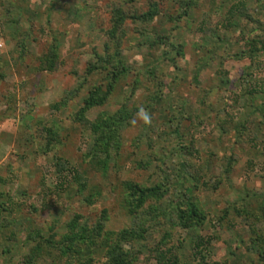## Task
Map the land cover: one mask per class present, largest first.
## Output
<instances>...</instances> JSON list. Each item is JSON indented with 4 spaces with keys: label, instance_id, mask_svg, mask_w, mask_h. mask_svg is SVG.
Returning a JSON list of instances; mask_svg holds the SVG:
<instances>
[{
    "label": "rangeland",
    "instance_id": "1",
    "mask_svg": "<svg viewBox=\"0 0 264 264\" xmlns=\"http://www.w3.org/2000/svg\"><path fill=\"white\" fill-rule=\"evenodd\" d=\"M260 30L264 0H0V264H264Z\"/></svg>",
    "mask_w": 264,
    "mask_h": 264
},
{
    "label": "trees",
    "instance_id": "2",
    "mask_svg": "<svg viewBox=\"0 0 264 264\" xmlns=\"http://www.w3.org/2000/svg\"><path fill=\"white\" fill-rule=\"evenodd\" d=\"M150 15V13H144L143 15H140V17H148ZM264 31L260 30L259 33H257V35L255 37H248L247 38V45H248V50L246 51V53H244L245 56H247L248 58H254V56H256L257 53H262L264 51ZM123 66V65H122ZM104 68H106V66H104ZM126 67H115L112 69L111 73H113L116 76L119 75V73H121V71H125ZM264 90V88H263ZM93 99V98H92ZM131 115V114H130ZM116 119L113 120V122H116V128H118L119 124H122L123 122H125L130 116L128 114V112L126 113L123 111L118 112L115 115ZM101 123H98V125ZM108 126V125H107ZM114 129L112 128V130L110 131L111 135L114 136ZM110 136V135H108ZM111 138V137H110ZM103 139V138H102ZM98 150H95V152H103L106 153V158H108L110 156L109 154V149L108 147L104 148V144L102 146H99L97 148ZM106 160V159H105ZM182 166L185 167L187 165L186 161L181 162ZM104 167L106 166V163H103ZM75 174L77 176H80V174L78 173L77 169L75 170ZM166 187L167 184L164 182H160L154 185H151L149 187H143L137 183H127L126 188L128 190V195L129 197L132 196L133 199L137 198V200H139V203H143L147 198H151V201L153 198H160L161 196H163L166 192ZM127 205L129 210H137L139 207L133 205V200H127ZM141 206V205H138ZM163 212L165 211L162 210ZM159 208L153 207V205H151V220L155 221V219L159 218L157 217L159 215ZM164 214V213H163ZM179 220L180 222H183V225L185 227H192V226H196L198 224H200L201 222H203L202 217H201V213L200 210L197 207H193L190 206L189 209H181L179 211L178 214ZM79 225V218L78 216L75 217L71 224H70V228H71V232L73 233L75 231L76 228H78ZM154 223H151V228L153 227ZM82 232H83V236H85V238H91L93 236V230L91 229L89 226H84L81 228ZM98 233H100L103 230V227L101 225L100 222L97 223V229ZM138 231H132V230H124V232L121 233L120 237H119V241H122L123 239H125L127 236H136L138 235ZM74 234V233H73ZM87 234V235H85ZM140 236L143 235V233H139ZM67 238H73L72 236L68 235ZM208 241H205V239L200 235L198 236L195 240H194V258L198 259L201 262H206L205 261V255L203 254V250L208 246ZM205 247V248H204ZM116 248V247H115ZM114 248V249H115ZM204 248V249H203ZM121 244L118 245V252L121 250ZM167 252H169L171 254V257H168L167 259ZM172 249L171 248H167L166 250L164 249V251L162 250V258H165L166 262H177L176 258H174L172 256ZM261 254H263L264 256V251L261 252ZM119 255H115V261L109 262L108 264H127V262L125 261V257L124 259L120 260ZM128 263H131L133 260L132 258ZM204 264V263H201Z\"/></svg>",
    "mask_w": 264,
    "mask_h": 264
},
{
    "label": "clouds",
    "instance_id": "3",
    "mask_svg": "<svg viewBox=\"0 0 264 264\" xmlns=\"http://www.w3.org/2000/svg\"><path fill=\"white\" fill-rule=\"evenodd\" d=\"M137 117L141 120H143V122L145 124H150L151 123V118L149 116V114L147 113V111L144 108H140L138 113H137ZM133 123H135V120H133Z\"/></svg>",
    "mask_w": 264,
    "mask_h": 264
}]
</instances>
